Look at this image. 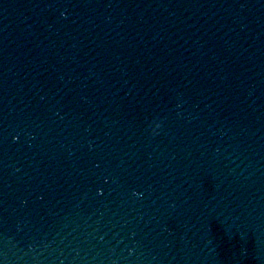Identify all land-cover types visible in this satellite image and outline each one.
<instances>
[{"label":"water","instance_id":"95a60500","mask_svg":"<svg viewBox=\"0 0 264 264\" xmlns=\"http://www.w3.org/2000/svg\"><path fill=\"white\" fill-rule=\"evenodd\" d=\"M0 264H264V0H62L3 46Z\"/></svg>","mask_w":264,"mask_h":264}]
</instances>
